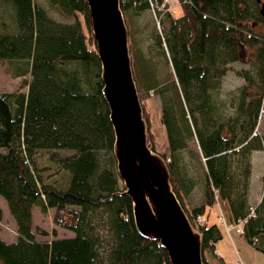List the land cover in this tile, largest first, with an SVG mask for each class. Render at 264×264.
<instances>
[{"label": "trees", "instance_id": "16d2710c", "mask_svg": "<svg viewBox=\"0 0 264 264\" xmlns=\"http://www.w3.org/2000/svg\"><path fill=\"white\" fill-rule=\"evenodd\" d=\"M48 1L74 21L57 23L32 0H0L2 7H10L12 20L10 30L0 20V28H6L0 37L16 39L32 55L30 61L8 62L14 65L15 77L27 75L20 84L26 86L25 93L0 91V198L15 232L13 241L0 238V264H170L157 240L138 233L132 202L116 170L114 131L101 92V63L86 0ZM176 1L179 17L169 0H120V9L148 144L164 159L171 190L200 235L203 264H224L215 254L223 235L221 224L209 222L211 210L218 212L219 199L228 202L233 221L246 220L241 236L264 252V192L253 210L248 204L250 154L262 149L261 140L252 135L262 92L247 95L243 86L231 125L221 133L218 127L226 119L215 97L226 65L240 60L243 46L257 47L258 75L264 79V17L259 11L249 12L248 0ZM149 9L161 25L156 43L172 69L163 83L153 77L132 37V17ZM250 19L262 25L261 32L247 26ZM81 51L92 58L60 60ZM150 90L162 99L163 152L156 151L143 105ZM193 141L204 199L200 206L190 207L187 197L195 181L186 172L181 152ZM41 151L49 152V164L39 169L36 159ZM101 152L108 154L104 167ZM32 207L42 213L53 210L50 230L31 225ZM57 229L72 232L75 240L51 245L49 237L56 236Z\"/></svg>", "mask_w": 264, "mask_h": 264}, {"label": "water", "instance_id": "95a60500", "mask_svg": "<svg viewBox=\"0 0 264 264\" xmlns=\"http://www.w3.org/2000/svg\"><path fill=\"white\" fill-rule=\"evenodd\" d=\"M256 1L264 17V3ZM86 3L101 63V92L114 131L116 170L132 202L135 227L141 236L159 242L170 264H203L200 235L171 190L164 159L147 141L148 125L133 78L120 0Z\"/></svg>", "mask_w": 264, "mask_h": 264}, {"label": "rangeland", "instance_id": "374dc122", "mask_svg": "<svg viewBox=\"0 0 264 264\" xmlns=\"http://www.w3.org/2000/svg\"><path fill=\"white\" fill-rule=\"evenodd\" d=\"M35 4L42 6L48 17L53 19L57 23L68 24L74 21L72 17H66L59 14L55 9L50 7L48 0H32ZM8 5V4H7ZM6 5V6H7ZM169 6L174 14L179 17L182 14V11L179 7V4L176 0H169ZM248 10L251 14H257L259 11L258 4L256 0H248L247 1ZM10 7H2L0 4V20L6 24L8 29L10 30V22L12 23L10 17ZM158 18L152 9H149L143 12L140 15H135L131 19V31L132 37L137 44V46L141 49L144 61L147 63L148 68L153 75V77L160 83L166 81L167 75L171 72V66L168 64L166 58L161 53V49L158 47L155 34H161V25L157 22ZM247 23V22H246ZM248 27L254 29L255 32L259 33L262 31V25H258L255 20L250 19L247 24ZM3 28H0V30ZM3 30H6L4 27ZM24 40V39H23ZM21 42L22 40L19 39ZM13 42V43H12ZM18 41L14 38H4L0 37V91L1 92H20L23 93L26 91V86L20 87L21 81L23 78H28L25 76H17L13 75V67L14 65L9 64V60L13 63L19 61H30L31 53L28 55V50H26V45L22 47L17 43ZM26 42V41H25ZM164 45V44H163ZM257 47H249L243 46L240 50V60L228 63L226 65L225 74L220 79L219 89L216 91L215 97L220 105V109L222 110L221 114L226 119L224 124L219 125V132H223L225 129L228 130L232 118L234 116L237 101L239 99V90L245 86L247 88V95L249 93L261 91V107L257 118V125L252 135H257V137L261 140L262 149L255 150L258 151L256 154L259 155V152L262 151L264 156V79L259 78L258 75V66L255 61L257 54ZM6 49V50H5ZM4 51V52H3ZM7 51V52H5ZM167 56V55H166ZM92 58V54L88 51H81L76 54H64L60 60L75 62L81 59H89ZM134 78V77H133ZM165 95H170L165 90ZM249 99V98H248ZM144 109L148 114L149 122H150V131L152 132L155 143H156V151L163 152L166 151V143H165V133L163 126L161 124V110H162V99L158 93L154 90H150L148 98L143 102ZM143 108V106H142ZM226 133V132H225ZM196 144L195 141L188 142V146L185 150L181 152L182 163L186 166V172L192 179L195 181V187L190 192L187 197V201L190 207L200 206L203 203L204 195H203V181H202V167L199 164V158L196 153ZM254 151V150H253ZM251 151L250 161L253 154ZM107 154V153H106ZM104 152H101L100 163L102 167H104L103 163L108 162V154L106 156ZM49 152L41 151L37 155L36 163L39 167L45 168L48 162ZM260 159V157H258ZM257 160L255 159L254 162ZM261 164V161L259 162ZM252 172V169H251ZM260 170H257L254 174L256 178L255 181H252L251 186L252 189L257 193L256 200L262 198V194L264 192V173L260 175ZM45 175L48 172L44 173ZM60 178L63 179L65 176L64 172L59 174ZM251 177V174H250ZM249 178V185H250ZM249 186L248 189V204L253 210L256 205H252L254 201L249 198V190L251 188ZM2 204L5 206V202L2 198H0ZM34 215L31 216V225L35 226L36 224L43 225L50 230L52 228V224H50L51 213H44V215H38L37 208L34 207ZM6 214L9 216L7 209H5ZM215 209L211 210L209 215V222H217L221 223L219 216L215 214ZM254 214H252L253 216ZM9 217L5 216L1 218L0 222V231L3 230L6 234H9L6 230H10L12 227L10 221L4 222L5 219ZM216 218V221H215ZM100 226L104 225V216L100 215ZM201 220V219H200ZM101 222H103L101 224ZM222 238L215 244V249L217 251L216 256L221 258L224 264H236L239 260H242L244 263L250 264H264V252L255 249L252 247L247 239L243 236L239 235L238 231L235 228H232L230 231L231 238L228 236L226 229L222 225ZM12 229V228H11ZM58 233L56 236L49 237L50 244L52 245L54 242L61 241H72L75 240L74 234L65 229H57ZM98 232V229H96ZM3 235V236H4ZM10 235V234H9ZM6 239V238H5ZM1 254V252H0ZM211 264H217L215 261H211Z\"/></svg>", "mask_w": 264, "mask_h": 264}, {"label": "crops", "instance_id": "0c3cea01", "mask_svg": "<svg viewBox=\"0 0 264 264\" xmlns=\"http://www.w3.org/2000/svg\"><path fill=\"white\" fill-rule=\"evenodd\" d=\"M23 93H25V92H23ZM258 153V151H253V154H252V157H251V169H252V172H251V179H250V185L249 186H251V183H252V181H255V177H254V174H255V172L257 171V170H260L261 172H260V175L262 174V173H264V156H263V153H262V151H260L259 152V155H257L256 156V154ZM258 157H260V159H258ZM255 159L257 160L256 162H254L255 161ZM261 161V164L262 165H259V162ZM250 192H249V198H251V200L252 201H254L253 203L251 202V204L253 205H257L259 202H260V200H261V198H259V200H256V195H257V193L252 189V186H251V188H250V190H249ZM4 201V200H3ZM38 210H37V213L36 214H38V215H44V213H42L41 211H40V209H39V207H36ZM6 205L4 206V204H2V202H1V200H0V211H1V218H3V217H5V216H7V217H9L8 219L9 220H7V219H5L4 220V222H6V221H10L11 222V228H10V230H6L9 234H6V235H4L5 233H2V232H4L3 230H1L0 231V238L2 239V241H4V242H10V241H13L14 239H15V232H14V223H13V221H12V219L10 218V216H8L7 214H6ZM35 208L34 207H32L31 208V215H34V210ZM217 210H218V212L216 211V213L215 214H221V215H223V218H224V221H225V223L227 224V223H230V221H231V219H232V215H231V210H230V207H229V204H228V202L227 201H224V200H221V199H219L218 200V202H217ZM46 213H51V215H52V213H53V210L52 209H49ZM215 221H216V218H215ZM212 223V222H211ZM223 224H224V226H226L225 225V223L224 222H222ZM50 224H51V222H50ZM40 225V224H39ZM42 227H44L45 229H47L45 226H43V225H41ZM57 233H58V230H57ZM4 235V236H3ZM6 238V239H5ZM217 252V251H216Z\"/></svg>", "mask_w": 264, "mask_h": 264}, {"label": "built area", "instance_id": "2783aa9c", "mask_svg": "<svg viewBox=\"0 0 264 264\" xmlns=\"http://www.w3.org/2000/svg\"><path fill=\"white\" fill-rule=\"evenodd\" d=\"M249 216H252V214L251 215H249ZM246 223V220L245 219H242V220H240V221H236V222H231L228 226H227V233H228V235H229V231H230V229L231 228H235L240 234H242L243 233V226H244V224ZM254 241V243H256L257 242V240L255 239V240H253ZM236 264H250V263H244L242 260H239Z\"/></svg>", "mask_w": 264, "mask_h": 264}, {"label": "flooded vegetation", "instance_id": "af4514ba", "mask_svg": "<svg viewBox=\"0 0 264 264\" xmlns=\"http://www.w3.org/2000/svg\"><path fill=\"white\" fill-rule=\"evenodd\" d=\"M262 3H264V0H261ZM258 7H259V12H260V4L257 2Z\"/></svg>", "mask_w": 264, "mask_h": 264}]
</instances>
